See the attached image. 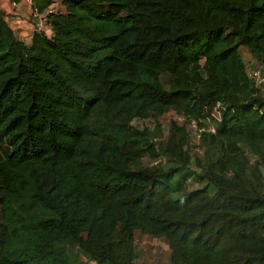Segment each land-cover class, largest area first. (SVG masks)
Instances as JSON below:
<instances>
[{
  "label": "trees",
  "instance_id": "trees-1",
  "mask_svg": "<svg viewBox=\"0 0 264 264\" xmlns=\"http://www.w3.org/2000/svg\"><path fill=\"white\" fill-rule=\"evenodd\" d=\"M58 2L31 0L25 37L0 10V264H68L72 245L140 264L134 231L169 264H264V88L246 75L264 67V0ZM167 110L200 129L206 185L187 189L182 126L156 142L130 124ZM157 154L161 171L137 165Z\"/></svg>",
  "mask_w": 264,
  "mask_h": 264
},
{
  "label": "rangeland",
  "instance_id": "rangeland-1",
  "mask_svg": "<svg viewBox=\"0 0 264 264\" xmlns=\"http://www.w3.org/2000/svg\"><path fill=\"white\" fill-rule=\"evenodd\" d=\"M9 2L10 0H0V10H3V12L6 11V15L10 13L11 17L8 19L11 22L10 25L17 28L19 36L25 37V35L28 34L26 33L27 29L21 28L20 25H29L28 21L25 18L26 15L23 13L22 9H24L25 13H28V11L24 6H18V9L17 7L16 9L12 8V5ZM50 9L53 11H58L61 9L58 0H52ZM21 11V18H15L14 16H12L14 13H21ZM27 28L29 30L30 26H28ZM240 54L243 58V61L248 60V63L251 61L249 59L250 56L245 49H242L240 51ZM251 65H256V63L253 62V64ZM262 69L264 72V67ZM170 122H174L177 126H182L183 130L186 132L187 143H185V150L189 156L188 167L198 173L194 174L195 179L192 178L193 180L189 182L187 189L206 185V180H204V182L196 180V175H200L203 172V168L207 163L206 155H204L205 144H200L201 141L199 143L198 138H195L193 136L191 126L183 116L176 114L172 110H167L157 117L151 116L145 119H133L132 121H130V124L138 128H141L143 126L149 127L152 132L153 140L158 142L165 140V137L167 136L170 129ZM205 124L207 125L205 129H214L211 120H208ZM240 149L248 160L252 161L254 159L253 154L247 146L241 144ZM194 157L199 159V165H196L195 162H193ZM137 165L148 166L153 169V171L159 172L165 167V159L160 154H157L153 158H141ZM131 245L133 252V262L140 264H169V251L167 248V244L163 239L155 238L148 234L134 231ZM64 254L68 264H93L92 262H88L85 255L75 245L67 246L65 248Z\"/></svg>",
  "mask_w": 264,
  "mask_h": 264
},
{
  "label": "built area",
  "instance_id": "built-area-1",
  "mask_svg": "<svg viewBox=\"0 0 264 264\" xmlns=\"http://www.w3.org/2000/svg\"><path fill=\"white\" fill-rule=\"evenodd\" d=\"M19 4L27 6L28 14L31 13V11H32V9H31V0H21V2ZM19 4H16V3H13V2L11 3L12 8H15V9H16V7L18 9ZM14 14H15V16L18 15L17 13H14ZM27 15L25 16L26 20H27V17H28ZM37 23H38L37 24V28H41V26L43 25V20L38 17ZM251 64H253V63H251ZM246 75H247L248 78H250L253 81V83H254V85L256 87L261 88V89L264 88V72H263V69L260 66H258L257 64L256 65L247 66L246 67ZM214 110H215V113L213 112L212 116H213V118L217 119L218 118L217 109H214ZM188 122H189V125L192 128V132H193L194 137H196V138L199 137L200 129H198L196 127L195 121L194 120H190Z\"/></svg>",
  "mask_w": 264,
  "mask_h": 264
},
{
  "label": "crops",
  "instance_id": "crops-1",
  "mask_svg": "<svg viewBox=\"0 0 264 264\" xmlns=\"http://www.w3.org/2000/svg\"><path fill=\"white\" fill-rule=\"evenodd\" d=\"M9 3H10V2H9ZM10 4H11V3H10ZM19 6H22V7H23L24 5L19 4ZM24 7H25L26 10L28 11L27 6H24ZM22 10H23V13H24L25 15L28 14V13H25V12H24V9H22ZM2 11H3V10H2ZM5 12H6V11H4V13H5ZM7 12H8V11H7ZM6 14H7V13H6ZM21 15H22V11H21V13H19L17 16H15V14H13L12 16H14L15 18H17V17H20V18H21V17H22ZM10 17H11V15H10V13H9V14L7 15V20H8ZM7 22H8L9 24H11V22H10L9 20H8ZM21 22H22V21H21ZM21 22H20V23H21ZM28 26H29V25H25V26H24V25H23V26L20 25L21 28L27 29V30H26V33H28V32H27V31H28V28H27ZM13 27H15V26H13Z\"/></svg>",
  "mask_w": 264,
  "mask_h": 264
},
{
  "label": "clouds",
  "instance_id": "clouds-1",
  "mask_svg": "<svg viewBox=\"0 0 264 264\" xmlns=\"http://www.w3.org/2000/svg\"><path fill=\"white\" fill-rule=\"evenodd\" d=\"M214 109H217L216 107H214L213 109H212V111L210 112V116H211V118H213V116H212V113L214 112L215 113V110ZM217 113H218V111H217ZM213 120H215V118H213ZM196 127H197V125H196ZM206 131H210V132H213V129H209V128H206ZM192 134H193V132H192ZM194 136V135H193ZM196 138V137H195ZM198 138V137H197ZM93 264H95L94 262H92Z\"/></svg>",
  "mask_w": 264,
  "mask_h": 264
}]
</instances>
